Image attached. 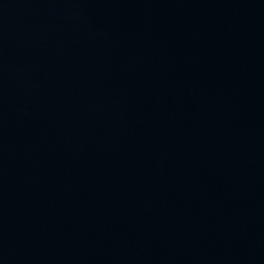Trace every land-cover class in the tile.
Wrapping results in <instances>:
<instances>
[{
  "label": "water",
  "instance_id": "obj_1",
  "mask_svg": "<svg viewBox=\"0 0 264 264\" xmlns=\"http://www.w3.org/2000/svg\"><path fill=\"white\" fill-rule=\"evenodd\" d=\"M0 264H264V0H0Z\"/></svg>",
  "mask_w": 264,
  "mask_h": 264
}]
</instances>
